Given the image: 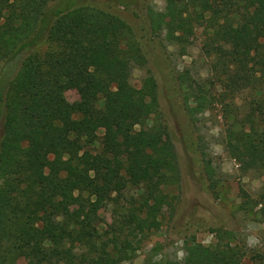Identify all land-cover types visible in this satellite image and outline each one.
I'll list each match as a JSON object with an SVG mask.
<instances>
[{
    "label": "trees",
    "instance_id": "trees-1",
    "mask_svg": "<svg viewBox=\"0 0 264 264\" xmlns=\"http://www.w3.org/2000/svg\"><path fill=\"white\" fill-rule=\"evenodd\" d=\"M101 1L104 7L0 0V68L18 62L6 88L0 80V264H124L160 229L181 176L158 79L148 68L151 39L184 55L197 27L211 30L201 51L223 87L221 99L249 94L224 145L244 173L264 179V0H166L163 11L142 8L141 31L115 12L125 0ZM44 43L46 51H33ZM132 65L147 69L139 88L130 83ZM181 83L192 120L216 102L204 84ZM68 91L78 95L74 104ZM202 163L215 195V170L210 159ZM129 186L140 191L123 198ZM262 192L258 201L243 194L242 207H264V182ZM113 194L119 212L101 230L100 211ZM212 232L208 248L187 239L183 261L147 264H242L246 251L224 242L232 233ZM252 260L264 264L259 255Z\"/></svg>",
    "mask_w": 264,
    "mask_h": 264
},
{
    "label": "rangeland",
    "instance_id": "rangeland-1",
    "mask_svg": "<svg viewBox=\"0 0 264 264\" xmlns=\"http://www.w3.org/2000/svg\"><path fill=\"white\" fill-rule=\"evenodd\" d=\"M87 1V0H86ZM95 1L105 6L101 0ZM126 7L119 6L115 12L127 20L137 31L144 29L142 22L143 9L163 11L166 0H125ZM144 34V32H141ZM211 33L203 27H197L189 39L185 54L181 55L180 48L161 39V47L151 39L148 42L152 48V60L148 66L156 74L159 85L160 111L163 120L168 125L177 154L180 171L179 185L170 191L173 206L166 208L161 218L160 229L150 233L135 252V257L124 264H147L149 260L160 262L183 261L185 257L184 243L194 238L202 247H210L216 242L215 229L229 231L232 236L224 239L231 245H237L242 252L246 251L242 264H255L252 255L264 258V207L262 205L242 207L243 194L252 201H258L263 193V177L254 172H243L237 161L227 151L224 145L226 129L232 119L245 111L247 92L233 97L221 99L223 87L217 82L210 69V59L202 54L201 47L204 39ZM49 48L44 43L33 51L44 52ZM17 61L0 68L2 89L7 87L16 73ZM147 69L132 65L130 83L136 88L141 86ZM204 84L210 94L215 96V103L205 112L192 120L183 103L185 84L182 79ZM173 80V81H172ZM78 100L75 91L66 93V101L74 104ZM103 101L98 100L96 106L102 107ZM226 105L232 106L227 112ZM99 131L98 136L101 137ZM98 144L93 151H98ZM210 159L215 170L218 186L215 195L206 189V179L203 173L202 161ZM76 183H72L73 192L78 193ZM140 190L127 187L123 198H130ZM113 194L107 207L100 211L101 230L106 229L113 221L119 206L112 204ZM122 204V203H121ZM119 204V205H121ZM73 209L78 211L77 205ZM119 212V210L117 211ZM17 264H25L19 259Z\"/></svg>",
    "mask_w": 264,
    "mask_h": 264
}]
</instances>
